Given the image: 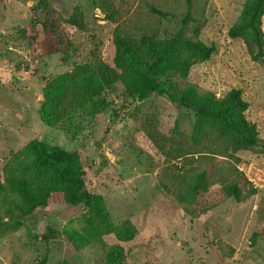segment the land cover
I'll return each mask as SVG.
<instances>
[{
  "label": "rangeland",
  "instance_id": "rangeland-1",
  "mask_svg": "<svg viewBox=\"0 0 264 264\" xmlns=\"http://www.w3.org/2000/svg\"><path fill=\"white\" fill-rule=\"evenodd\" d=\"M41 1L0 0V264H104L103 244L120 246L123 264H264V65L250 60L242 39L228 36L245 0H190V19L186 0H110L112 21L98 0H45L39 13ZM74 9L82 29L64 22ZM116 28L157 39L181 31L215 52L185 77L160 76L163 94L129 97L116 82L93 99L96 113L44 124L42 87L88 63L113 66ZM186 85L218 100L240 89L259 145L233 152L213 138L193 146L195 114L176 102ZM34 139L78 154L87 190L102 197L113 225L135 229L132 239L106 234L74 251L64 230L82 231L84 208L60 195L26 214L5 178ZM176 148L199 152L175 159ZM201 171L212 184L180 202L179 190ZM227 182L238 184L239 200L224 195Z\"/></svg>",
  "mask_w": 264,
  "mask_h": 264
},
{
  "label": "trees",
  "instance_id": "trees-1",
  "mask_svg": "<svg viewBox=\"0 0 264 264\" xmlns=\"http://www.w3.org/2000/svg\"><path fill=\"white\" fill-rule=\"evenodd\" d=\"M186 19H190V0H186ZM39 13H45L47 2L41 1ZM99 8L107 19L113 20L110 0H98ZM264 0H245L238 20L228 30L230 38L242 39L249 58L264 65V34L262 16ZM64 22L83 28V16L78 9L64 19ZM184 22H186L184 20ZM196 36L198 30L194 33ZM115 56L113 66L102 62L88 63L73 73L55 78L42 87L43 100L39 104V117L46 125L62 123L72 116L96 113L94 98L120 82L129 97L141 98L148 94L165 92L160 76L176 72L188 75L190 68L210 58L215 52L213 45L200 40L183 37L182 32L166 39H157L150 34L131 36L118 28L113 36ZM240 89H230L221 99H215L208 92L199 93L192 85H186L177 99L181 107L193 110L195 124L190 140L193 146L213 138L223 140L231 151L253 148L260 143L256 125L245 117L248 102L242 98ZM152 142L157 144V133L147 132ZM178 151L175 159L188 158L196 152L191 148ZM25 158L17 161L8 172L6 185L24 202L26 214L37 208L47 207L54 195H60L62 202L70 207L83 206L82 231L64 230V236L74 251L99 241L102 235L113 234L120 241H128L135 235V229L124 222L118 226L111 223L99 194L87 190L84 182V168L76 152L49 145L43 141L31 140L24 148ZM208 175L205 171L194 174L177 194L180 202L191 203L194 196L206 191ZM224 195L239 200L241 189L236 182L221 185ZM3 186L0 184V193ZM54 233L53 231H50ZM104 264H123V251L118 245H105ZM60 264H68L63 261Z\"/></svg>",
  "mask_w": 264,
  "mask_h": 264
}]
</instances>
